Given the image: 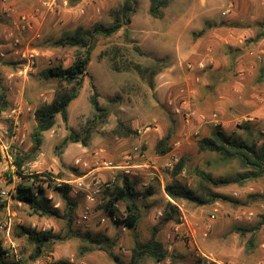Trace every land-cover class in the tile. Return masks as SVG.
<instances>
[{"label": "rangeland", "instance_id": "obj_1", "mask_svg": "<svg viewBox=\"0 0 264 264\" xmlns=\"http://www.w3.org/2000/svg\"><path fill=\"white\" fill-rule=\"evenodd\" d=\"M122 3L33 0L20 7L0 0V94L7 100L0 113L3 144L15 159L27 156L21 168L25 174L54 177L42 188L50 207L61 214L65 203L56 187L69 186V196L77 203L73 232H90L109 242L92 244L79 237L54 241L49 254L31 259L34 245L20 228L64 237L67 222L35 214L14 200L17 185L32 182L21 180L14 164L4 170L0 161V178L8 192V197H0L5 203L0 243L7 260L116 264L110 252L128 263L135 242H146L155 233L166 259L158 263L143 258L138 264H264V226L253 231L264 215V177L241 185L206 184L197 171L217 179L233 178L241 170L235 162L222 163L215 154L199 152L196 144L220 129L225 136L264 145V0H166L160 18L150 16L149 0H137L129 25L111 37L96 38L82 87L67 108V121L57 116L42 134L40 148L32 152L34 112L52 102L58 86L43 72L55 65L70 66L77 51L56 42L79 27L108 26ZM134 65L156 71L152 84L147 74L133 70ZM94 94L99 111L91 103ZM119 124L132 133L118 135ZM88 127L92 134L84 147L80 141ZM170 131L171 150L158 155L157 143ZM72 134L80 141L63 144ZM134 148L145 158L130 163L134 167L129 175L105 168L107 161L120 165ZM181 159L178 179L192 189L207 185L225 199L205 206L170 200L164 187ZM124 177L138 193L141 217L135 232L115 223L102 206ZM97 181L102 193L92 200L88 189ZM38 185L34 183L35 190ZM168 203L175 206V220L164 222ZM113 206L118 218L124 216L123 203Z\"/></svg>", "mask_w": 264, "mask_h": 264}, {"label": "trees", "instance_id": "obj_2", "mask_svg": "<svg viewBox=\"0 0 264 264\" xmlns=\"http://www.w3.org/2000/svg\"><path fill=\"white\" fill-rule=\"evenodd\" d=\"M166 5V0H149V14L153 18H160L162 16V9ZM137 0H123L120 8L117 10L114 20L108 26L101 24L94 25L91 29H83L81 27L69 35H63L57 42V46L77 48L73 62L70 66L64 68L62 65H55L43 72L46 79H53L57 82V88L54 98L50 104L39 107L34 112L35 128L31 133V141L33 144L32 152L40 148L42 134L52 128L57 116H61L64 122L67 121V108L69 104L77 97L80 88L82 87L83 78L86 74V69L90 61V54L93 50L95 40L98 36L111 37L119 30L126 27L131 22V15L135 12ZM125 37L129 38L128 29L125 28ZM134 50L141 54L138 47ZM133 70L138 74H147L152 84V78L156 75V71L151 69H143L139 65H134ZM63 85H70L66 89ZM97 95L94 94L91 98V103L95 111H99L96 101ZM7 107V100L5 93L0 94V113ZM101 117V116H100ZM117 133L121 136H129L132 131L119 124ZM92 134V127L85 130L84 137L79 140L78 135L72 134L63 142H81L86 147L88 140ZM172 131L168 132L162 137L156 146V153L158 155H166L171 150L170 140ZM197 148L199 152H207L215 154L218 160L222 163L235 162L240 168L233 178L220 177L212 179V177L203 172L197 171V175L206 184L213 187L226 186L230 184H243L248 180H255L264 177V145L257 146L256 144L247 143L232 136H225L220 129L214 130L209 137L202 138L197 141ZM25 157H16L14 165L17 167V175L24 181H31L32 183L19 184L16 187V192L12 195L13 199L26 204L32 212L41 216L54 217L65 219L67 222V232L64 237L54 234L52 231H35L29 228L21 227L20 233L22 236H27V239L34 245L31 259H38L49 254V247L54 241L65 240L69 238L79 237L84 241L92 244L105 243L108 245V239L91 235L90 232L81 234L80 231L73 232L71 230L72 214L77 207V203L69 196L66 184L56 187L61 192L62 200L65 203L63 214L59 210L51 208L49 201L44 197L43 184L51 185L54 177L49 173L25 174L21 169L25 161ZM184 166V160L181 159L173 168L172 181L164 187L165 195L174 202L187 201L198 206L210 205L217 200H223L225 197L212 192L207 185H201L197 189H192L180 179L177 178ZM34 183H38L37 189H34ZM138 193L128 177H124L120 186L114 187L109 195L107 202L102 205L103 208L109 212V216L115 223L122 224L127 230L135 232L137 224L140 220V208L137 204ZM114 203H123L124 216L118 218L117 210L113 206ZM5 203L0 198V212L4 209ZM174 214H176L175 206L168 203V214L163 219L164 222L174 221ZM264 226V215L260 219L258 225L253 231L258 230ZM251 246V241L249 243ZM8 252L2 247L0 243V264H20L18 262L7 260ZM116 264H138L143 258H149L155 262H162L167 257V252L163 247L162 242L156 239L155 233L146 242H135L132 249L131 259L128 263H123L118 256L113 253H108ZM46 264H73L68 261L58 260L50 261Z\"/></svg>", "mask_w": 264, "mask_h": 264}, {"label": "built area", "instance_id": "obj_3", "mask_svg": "<svg viewBox=\"0 0 264 264\" xmlns=\"http://www.w3.org/2000/svg\"><path fill=\"white\" fill-rule=\"evenodd\" d=\"M22 20L25 21V17H22ZM30 58H33V55H30ZM3 137V129L0 127V161L4 164L5 169L7 170V166L9 164H14L15 161V153L13 150L3 144L2 141ZM145 158L144 154L142 151L138 148H134V150L128 154H126L123 157V162L120 165H114L111 161H107L104 163L105 168L107 169H113V170H123L124 175H129L130 174V168H133L134 166H131L130 163L136 159H141L143 160ZM172 164L168 165L170 167ZM140 166H135L134 169H137ZM3 184L4 180L0 178V197L2 199L8 197V192L3 189ZM83 183H79L78 187H82ZM108 187V185H106ZM83 188V187H82ZM89 190V198L94 200L96 197H100L102 193V185L100 181H97L94 183V185L88 189ZM0 229H2V226H0Z\"/></svg>", "mask_w": 264, "mask_h": 264}, {"label": "crops", "instance_id": "obj_4", "mask_svg": "<svg viewBox=\"0 0 264 264\" xmlns=\"http://www.w3.org/2000/svg\"><path fill=\"white\" fill-rule=\"evenodd\" d=\"M10 1H11V5L13 3L17 6L19 5L20 7H22V6H25L29 1H33V0H10ZM1 18H4V17H1Z\"/></svg>", "mask_w": 264, "mask_h": 264}]
</instances>
